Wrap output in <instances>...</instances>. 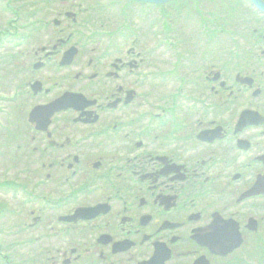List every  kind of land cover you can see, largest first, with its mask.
<instances>
[{
	"label": "flooded vegetation",
	"instance_id": "af4514ba",
	"mask_svg": "<svg viewBox=\"0 0 264 264\" xmlns=\"http://www.w3.org/2000/svg\"><path fill=\"white\" fill-rule=\"evenodd\" d=\"M34 1L0 0V161L5 110L13 112L20 132L22 116L60 95L52 90L53 79L96 103L54 114L44 133L31 124L23 134L28 144L21 143L19 132L12 139L14 177L27 167L25 180L35 188L40 184L46 200V232L33 242L32 261L140 264L159 251L156 264L168 252L164 264H264V13L248 0L230 7L226 0L189 2L194 14H201V38L232 39L237 45L195 53L201 63L190 71L194 78L179 80L175 50L178 69H164V6L127 2L151 11L153 24L146 13L135 15L143 22L127 21L123 36L113 32L110 54L90 59L70 80L69 68L59 62L71 43L79 47L75 62L81 53L71 23L76 17L67 14L83 2L52 0L61 23L56 31L46 28L37 46L18 36L20 10L28 23L36 20ZM214 5L223 10L212 22ZM51 18L46 12L43 22ZM52 58H59L57 68L49 63ZM31 61L42 62L41 70H30ZM23 70L32 77L24 88ZM37 79L48 91L30 90ZM165 85L171 88L162 96ZM3 205L0 198V264H20L17 241L7 242L10 233L2 230ZM97 205L105 209L94 218L64 220ZM38 210L36 204L25 207L33 227L43 221ZM14 229L12 235L20 236ZM239 232L243 242L226 256L209 247L228 249Z\"/></svg>",
	"mask_w": 264,
	"mask_h": 264
},
{
	"label": "rangeland",
	"instance_id": "374dc122",
	"mask_svg": "<svg viewBox=\"0 0 264 264\" xmlns=\"http://www.w3.org/2000/svg\"><path fill=\"white\" fill-rule=\"evenodd\" d=\"M108 1V0H107ZM232 1H235V0H232ZM184 6H189V5H187V4H180V3H177L176 5H172V6H170L171 7V10H170V12L172 11V9H176V10H178V9H182ZM38 8H41V9H43L44 8V5L43 4H38L37 6H36V9H38ZM184 10H186V9H184ZM175 15V14H174ZM56 17H58V14L56 15ZM112 18H114L112 15H109V12H108V15H104L103 17H99V20L102 22V21H104L105 22V25L104 26H101L100 25V23H97V24H95L98 28H100V26L102 27L101 29H100V31L101 30H105V31H109V27H110V24L112 23ZM109 20H111V23H110V21ZM116 22V21H115ZM24 25V24H23ZM53 27V26H52ZM171 27H176L175 25H173V26H171ZM53 30H57V28H52ZM97 30H99V29H97ZM23 32H26V31H23ZM172 35V34H171ZM174 39H176V40H178V45H179V47L181 48V49H183L185 52H186V57L188 58V59H190V57H191V55H190V51H191V47H189L190 46V44H185L184 46H180V43L181 42H179V39H178V37H174V36H169V40H168V42L166 41L165 42V52H164V54H165V57H163V61H165V62H167V61H169V60H167L168 59V56L170 55V51L167 49V47L168 48H172V47H174V46H177L175 43H174ZM215 43V41H213V44ZM230 46H231V44H230ZM96 48H97V50H96V52H94V58H99L98 56L100 55V53L103 51V46L102 47H100V46H96ZM187 49H188V51H187ZM162 61V58H161V60L159 59V63ZM152 64H156L155 63V61H153V62H151ZM189 67V66H188ZM187 67V68H188ZM190 67H191V70H193V64H192V62L190 63ZM83 69H81V70H79V69H76V68H74L72 71H73V73H75V72H77V71H82ZM82 72H84V71H82ZM182 74L184 75V76H188V78H186V79H189L190 77H192L193 75H191V73H190V71H188V70H186V68L182 71ZM193 74H194V72H193ZM185 79V80H186ZM171 88V86H169L168 87V89H170ZM24 123V120H23V118H22V124ZM25 124H27V120H26V122H25ZM26 128H27V125H26ZM54 195H56V194H54ZM21 215H20V213L18 214H16L15 215V217H17L18 218V221H19V223L21 224L22 223V220L23 219H20L19 217H20ZM37 228H39L40 229V231L41 232H44V231H46V226L45 225H40L39 227H37ZM28 247H30V248H32L30 245H28V244H25V245H23V248H22V252H24V253H26V252H28V253H30V248H28Z\"/></svg>",
	"mask_w": 264,
	"mask_h": 264
},
{
	"label": "water",
	"instance_id": "95a60500",
	"mask_svg": "<svg viewBox=\"0 0 264 264\" xmlns=\"http://www.w3.org/2000/svg\"><path fill=\"white\" fill-rule=\"evenodd\" d=\"M134 1H140L145 3H153V4H166L168 2H171L173 0H134ZM254 3L258 5L261 9H264L263 4L260 0H252ZM73 54L75 51H72ZM72 55V53H70ZM91 102L86 101L83 95L81 94H74V93H66L63 97L56 100L52 104L44 107L36 108L32 115L36 114L37 112L40 113L43 111L44 114H46V118L51 117L55 112L67 109L69 107H75V108H83L84 106L90 105ZM34 119V118H32Z\"/></svg>",
	"mask_w": 264,
	"mask_h": 264
}]
</instances>
